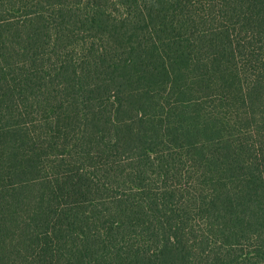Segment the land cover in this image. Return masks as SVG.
I'll list each match as a JSON object with an SVG mask.
<instances>
[{
	"label": "trees",
	"instance_id": "obj_1",
	"mask_svg": "<svg viewBox=\"0 0 264 264\" xmlns=\"http://www.w3.org/2000/svg\"><path fill=\"white\" fill-rule=\"evenodd\" d=\"M0 264H264V0H0Z\"/></svg>",
	"mask_w": 264,
	"mask_h": 264
}]
</instances>
